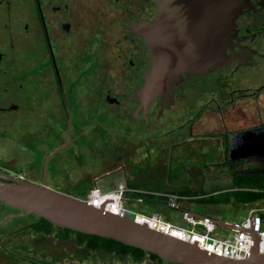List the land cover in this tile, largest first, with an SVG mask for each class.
Returning <instances> with one entry per match:
<instances>
[{
	"label": "flooded vegetation",
	"instance_id": "af4514ba",
	"mask_svg": "<svg viewBox=\"0 0 264 264\" xmlns=\"http://www.w3.org/2000/svg\"><path fill=\"white\" fill-rule=\"evenodd\" d=\"M82 1L0 0V172L59 191L69 185L68 175L74 168L81 175L87 173L82 151L67 149L75 142H81V146L85 142L89 126L82 128L77 116L78 109L80 117L85 116L87 101L75 98L80 88L86 93L85 79L101 69L105 45L116 54L115 71L132 84L127 105L132 103L131 115L142 124L141 130L163 109L164 113L186 109L194 114L201 102L207 108L220 101L229 106L224 107L223 123L230 117L240 125L230 132L264 130V0H235L239 11L228 33V61L223 68L202 75H182L163 97L150 103L145 114L129 94L142 83L150 65V52L143 38L126 26L152 20L155 0H102L116 12L114 17L124 18L120 26L108 22L73 23L74 3ZM216 24V0H164L166 30L211 29ZM120 27L124 30L122 38L117 33ZM255 78L262 82L254 91L240 88L241 83ZM221 94L226 96L224 100L219 99ZM107 97L114 101L109 102ZM240 98L260 103L256 122L248 120L237 101ZM105 100L120 103L109 94ZM50 177L55 178L53 186ZM9 236L0 234V264H56L65 258L46 248H9ZM71 260L73 255L66 259Z\"/></svg>",
	"mask_w": 264,
	"mask_h": 264
},
{
	"label": "rangeland",
	"instance_id": "374dc122",
	"mask_svg": "<svg viewBox=\"0 0 264 264\" xmlns=\"http://www.w3.org/2000/svg\"><path fill=\"white\" fill-rule=\"evenodd\" d=\"M101 3L107 8L105 11L100 8L103 6ZM115 13L102 0H83L74 3L73 23L108 22L118 26L125 23L124 18L114 17ZM117 33L122 38L124 30L120 27ZM103 50L106 51L104 62L99 63L101 69L85 79L88 86L86 93L80 88L75 98L79 102L84 98L87 101L85 116L80 117L79 109L77 116L78 121L82 120V128L89 126L85 142L83 146L81 142H75L67 149L72 147L73 151H82L87 173L81 175L74 168L68 175L69 185L61 189L62 192L83 198L93 186L111 190L119 184L135 182L147 184L153 190L204 189L210 194L227 190L231 174L254 173L264 169V130L245 128L240 132H230V129L240 125L230 121V117L225 120L226 124L223 123L224 107L229 108L224 101H220L219 105L212 103L207 108H203L201 102L200 109L196 108L194 114L186 109L173 114L164 113L163 109L160 114L155 113L150 124L141 130L142 124L131 115L132 103L127 105L132 84L126 76L115 71V52L108 50L107 45ZM261 82V79L255 78L241 83L240 88L249 93ZM106 94L120 103L107 102ZM225 98L221 94L219 99ZM237 101L247 112L248 120L256 122V108L260 107V103L247 98ZM54 179L50 177L49 180L52 186L55 185ZM125 206L145 214L165 215L179 225H184L181 220L183 208L236 223L248 212L247 205L205 204L187 198L179 201L178 208L164 205L150 209L143 203H137L135 195L133 202H125ZM9 208L0 206V222L6 220L3 225L0 224V234L10 235L9 248H46L66 259L73 255V260L66 261L64 258L56 264H167L148 256L137 260L131 255L91 252L77 243L73 234L65 238L53 230L48 233L51 235L43 237L41 234L46 233L35 232L32 228L37 220L35 216ZM260 214L264 228V211ZM216 232L227 234L229 231L216 227ZM74 255L79 257L74 258Z\"/></svg>",
	"mask_w": 264,
	"mask_h": 264
},
{
	"label": "water",
	"instance_id": "95a60500",
	"mask_svg": "<svg viewBox=\"0 0 264 264\" xmlns=\"http://www.w3.org/2000/svg\"><path fill=\"white\" fill-rule=\"evenodd\" d=\"M155 2L156 11L152 20H140L126 26L132 33L143 38L150 52L151 61L144 71L143 81L129 94V98L139 103L137 109L142 108L144 114L150 103L163 97L169 87L182 79V75H202L226 65L228 33L239 11L235 0H216V28L166 30L164 0ZM107 98L109 102L114 101V98ZM133 115L137 116V110ZM0 205L23 211L26 215L44 218L59 228L110 238L138 247L175 264H264V252L259 253L256 248L243 259L222 258L196 244L165 235L149 228L145 223H138L128 214L118 216L103 208L92 207L81 198L51 189L45 184H35L2 172ZM189 215L229 231L242 229L237 223L195 211H189ZM249 233L256 242V228Z\"/></svg>",
	"mask_w": 264,
	"mask_h": 264
},
{
	"label": "built area",
	"instance_id": "2783aa9c",
	"mask_svg": "<svg viewBox=\"0 0 264 264\" xmlns=\"http://www.w3.org/2000/svg\"><path fill=\"white\" fill-rule=\"evenodd\" d=\"M133 194L135 201L141 204L144 202L142 196L144 194L160 195L158 192L130 188L125 184H119L118 187L111 190H102L98 186H93L81 199L92 207L103 208L118 216L128 214L132 220L138 223H145L149 228L165 235L196 244L199 248L222 258L243 259L254 248L259 253L264 252V228L260 214L261 211H264L263 206L248 208L246 216H242L241 221L237 223L242 228L241 230H228L227 234H222L216 232L217 226L215 224L203 219L192 218L186 209H183L181 214L184 225L176 224L156 213L145 214L133 211L125 206V202H133ZM185 198L188 197L170 194L167 205L170 208H178L179 201ZM254 227L257 230L256 242L253 241V236L249 233Z\"/></svg>",
	"mask_w": 264,
	"mask_h": 264
},
{
	"label": "trees",
	"instance_id": "16d2710c",
	"mask_svg": "<svg viewBox=\"0 0 264 264\" xmlns=\"http://www.w3.org/2000/svg\"><path fill=\"white\" fill-rule=\"evenodd\" d=\"M127 186L130 188L143 189L160 193V195H142L144 198L143 204L150 209H153L156 206L167 205L168 195L170 194L185 196L190 200H197L198 202L205 204L233 203L238 205H247L258 200H264V169L254 173L231 174L230 182L228 184L229 188L227 190L218 193L212 192L210 194L205 193L206 191L204 189L193 191L188 188L178 190H153L152 187L147 184L135 182H128ZM9 209L15 210L13 208ZM35 217L37 218V220L34 224H32V228L35 232L48 234L54 230L60 234H63L62 237L65 238L68 235L73 234L75 241L81 245L83 244L87 246L88 249L104 251L107 253H115L119 256L131 255L134 259L137 260L148 256L158 262L175 264L167 262L159 258L157 255L146 252L138 247L130 246L110 238L85 234L68 228H59L44 218H40L37 216Z\"/></svg>",
	"mask_w": 264,
	"mask_h": 264
},
{
	"label": "crops",
	"instance_id": "0c3cea01",
	"mask_svg": "<svg viewBox=\"0 0 264 264\" xmlns=\"http://www.w3.org/2000/svg\"><path fill=\"white\" fill-rule=\"evenodd\" d=\"M188 199V198H187ZM264 200H258V201H256V202H253V203H250V204H247V206H248V208L249 207H264ZM141 208H143V207H141ZM183 209H186V210H188V211H193V210H191V209H187V208H183ZM164 217H165V215H164ZM167 219V218H166ZM226 220V219H225Z\"/></svg>",
	"mask_w": 264,
	"mask_h": 264
}]
</instances>
